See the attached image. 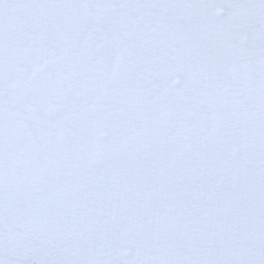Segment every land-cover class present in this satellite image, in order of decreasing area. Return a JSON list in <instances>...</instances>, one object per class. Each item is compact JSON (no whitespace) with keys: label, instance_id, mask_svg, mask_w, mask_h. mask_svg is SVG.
I'll return each mask as SVG.
<instances>
[{"label":"snow or ice","instance_id":"1","mask_svg":"<svg viewBox=\"0 0 264 264\" xmlns=\"http://www.w3.org/2000/svg\"><path fill=\"white\" fill-rule=\"evenodd\" d=\"M0 264H264V0H0Z\"/></svg>","mask_w":264,"mask_h":264}]
</instances>
